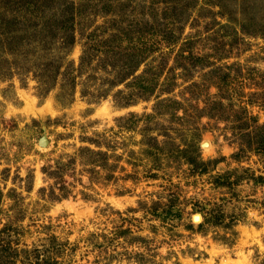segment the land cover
I'll return each mask as SVG.
<instances>
[{
  "label": "rangeland",
  "instance_id": "374dc122",
  "mask_svg": "<svg viewBox=\"0 0 264 264\" xmlns=\"http://www.w3.org/2000/svg\"><path fill=\"white\" fill-rule=\"evenodd\" d=\"M0 264H264V0H0Z\"/></svg>",
  "mask_w": 264,
  "mask_h": 264
},
{
  "label": "trees",
  "instance_id": "16d2710c",
  "mask_svg": "<svg viewBox=\"0 0 264 264\" xmlns=\"http://www.w3.org/2000/svg\"><path fill=\"white\" fill-rule=\"evenodd\" d=\"M124 54V53H122ZM120 54V55H122ZM119 55V56H120ZM135 56V55H134ZM134 56H130V59H133ZM139 57V56H138ZM126 59V58H125ZM141 60V59H140ZM131 62L130 61H126L125 63L122 64V68L123 69V72L121 74V79L119 81H117L116 83L118 82H123L124 80H126L127 78L131 77L134 75V73L137 71L138 67L140 66V63L141 61H135L134 64H130ZM124 70H126L124 72ZM143 74L138 76V77H134V85L137 86V89L139 91V94L141 95L142 93L143 94H147V91L150 89H147V86L146 85H143L142 82L138 81L139 78H142ZM142 80V79H141ZM136 83V84H135ZM126 106V105H125ZM195 146H196V150H199L198 149V144H197V141L194 142ZM179 154L182 155V153L185 155L186 159H187V163L192 166V168L194 169H197L198 167H201V165L203 166L204 164L202 162H198V157L196 156H192V153H186L184 151H179L178 152ZM100 153H97V156L99 155ZM176 197V196H175ZM173 196V199H177ZM172 202V201H171ZM173 203L175 204L176 202L173 201ZM173 204V205H174ZM172 206V205H171ZM169 216L172 218H175L178 219L180 217V215L178 213H173V212H170ZM213 217V216H212ZM211 217V218H212ZM215 219H220V217L218 215L214 216ZM206 223H207V220H206ZM5 251V249H3ZM2 251V249H1Z\"/></svg>",
  "mask_w": 264,
  "mask_h": 264
},
{
  "label": "water",
  "instance_id": "95a60500",
  "mask_svg": "<svg viewBox=\"0 0 264 264\" xmlns=\"http://www.w3.org/2000/svg\"><path fill=\"white\" fill-rule=\"evenodd\" d=\"M39 144L41 147L45 146L46 145L45 139L40 140Z\"/></svg>",
  "mask_w": 264,
  "mask_h": 264
}]
</instances>
